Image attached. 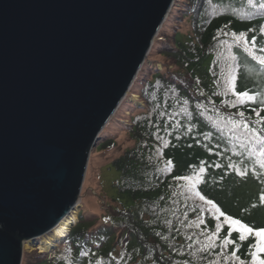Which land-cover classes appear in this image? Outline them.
I'll list each match as a JSON object with an SVG mask.
<instances>
[{
	"label": "trees",
	"instance_id": "16d2710c",
	"mask_svg": "<svg viewBox=\"0 0 264 264\" xmlns=\"http://www.w3.org/2000/svg\"><path fill=\"white\" fill-rule=\"evenodd\" d=\"M258 4L259 0L255 6L248 0H174L158 32L161 39L153 42L128 94L98 134L93 148L100 156L110 155L112 150L121 153L123 145L127 148L110 161L119 173L115 186L120 201H114L117 205L102 213L79 214L58 248L40 254L23 252L21 264L216 261L218 257L212 251L200 250L199 241L205 238L202 230L213 231L218 221L209 211L201 215V202L186 199V190L178 187L186 182L176 179L190 175L202 161L206 168L204 183L198 185L202 194L225 214L253 227L264 226V205L259 200L264 177L256 178L249 172L241 178L227 169L229 160L249 161L240 155L247 146L241 147L226 120L239 121L237 113L242 111L249 126H257L252 108L259 105L229 107L235 97L230 92L218 94L223 91L230 65L237 78V91H264L261 66L235 46L231 35H226L244 32L249 40L256 35L258 47L264 44V35L259 32L264 25V9ZM224 41L233 47L229 49ZM231 55L236 56L235 61ZM156 61L161 69L153 67ZM129 94L138 95L141 105L130 107L126 103ZM260 115L264 116V111ZM167 161L172 165L166 168ZM213 162L221 167L211 166ZM226 231L225 226L221 235ZM254 242L237 241L238 255L245 264H250L247 250ZM232 247L228 246L229 253ZM219 259L224 264L222 257Z\"/></svg>",
	"mask_w": 264,
	"mask_h": 264
},
{
	"label": "water",
	"instance_id": "95a60500",
	"mask_svg": "<svg viewBox=\"0 0 264 264\" xmlns=\"http://www.w3.org/2000/svg\"><path fill=\"white\" fill-rule=\"evenodd\" d=\"M173 2L0 0V264H21L24 242L77 207Z\"/></svg>",
	"mask_w": 264,
	"mask_h": 264
},
{
	"label": "snow or ice",
	"instance_id": "6c2138e0",
	"mask_svg": "<svg viewBox=\"0 0 264 264\" xmlns=\"http://www.w3.org/2000/svg\"><path fill=\"white\" fill-rule=\"evenodd\" d=\"M255 3L256 0H248L250 6H255ZM258 6L260 9H264V0H259ZM249 31H252V29H249ZM259 32L261 35H264V25L260 26ZM226 35H231L235 46L242 48L243 52L247 53L253 61L261 66V70L264 71V44L258 47L256 35H252L250 40L244 32ZM222 43L227 44L226 41ZM227 46L231 49L233 44H227ZM257 52L261 54L258 55ZM230 59L235 61L236 56L231 55ZM236 79L234 67L230 65L228 74L224 77L223 91L218 94L227 95L230 92L231 95L235 97L234 100L229 102V107H236V105L248 103L258 104V108H252V111L257 116L254 125L258 127L249 126L244 119V112L242 111H238L237 113V115L241 117L239 121L232 120L231 118L226 120V123L231 125L229 131L233 133V137L240 139L241 147L247 146L245 152L240 153V155L243 156L245 160L249 161L248 164H245L244 160H241L239 163H234L229 160L227 169L234 171L235 174L241 178L247 177L249 172L256 178L264 177V116L260 115V113L264 111V91L259 93H252L247 90L237 91ZM207 135L208 134H205L206 139ZM160 139L163 141L162 137H160ZM164 143L166 146L167 142ZM171 165L172 161H167L165 167L167 168ZM211 166L216 168L221 167L220 164L215 162H213ZM205 171V164L202 161L198 168L192 169L190 175L176 177V179L186 182L184 185L178 186L186 190V199L198 200L201 202L199 206L201 215L203 212L209 211L213 214L215 220L218 221L215 223L213 231L207 232L206 230H202L201 234L204 235L205 238L199 241L201 245L200 250L212 251L218 257L216 261H210V264H221L219 259L221 257L224 264H245V261L238 255L240 249L237 241L243 244L249 239H254L255 242L250 243L247 250L251 257L250 264H264V259L261 258V254H264V226L253 227L248 223L242 222L240 219L225 214L212 199L202 194L198 185L204 183L203 174ZM262 183H264V180H262ZM259 200L260 203L264 205V188L260 190ZM253 207H256V205H253ZM221 217H223L222 222H220ZM198 222L200 224L204 223L201 216H198ZM225 226L227 231L221 235ZM217 241H219L218 244ZM229 245L233 246L230 253L228 252ZM189 247H191V245H189ZM216 248H219L220 251H215Z\"/></svg>",
	"mask_w": 264,
	"mask_h": 264
},
{
	"label": "rangeland",
	"instance_id": "374dc122",
	"mask_svg": "<svg viewBox=\"0 0 264 264\" xmlns=\"http://www.w3.org/2000/svg\"><path fill=\"white\" fill-rule=\"evenodd\" d=\"M174 25L177 26V23H175ZM156 39L158 40L161 38L157 37ZM155 58L157 57H154V59ZM152 65L153 67L161 69V65L157 61L155 63H152ZM126 103L130 107H138L141 105V101H139L138 95L134 94H129V97L126 99ZM122 147L123 150H121V153L127 149H125L124 145ZM110 152V155L103 154L100 156L98 152L93 151V148L90 151L91 157L89 155L85 177L80 191L79 200H81V202H78V207L75 209L77 214H75V217L73 216V219L75 221H77V218L81 213H84L85 215L102 213L103 210L107 209L111 205L116 206L117 204L114 201H120V196L115 186V181L119 177V173L111 166L110 161L114 158H117L121 153H115V150H112ZM62 239V237L51 238L53 244L58 243L57 247L53 249L58 248L60 244H62ZM39 244H41L40 241L37 242V245H34V243L28 244L25 248L23 247V252L27 254H40L38 250Z\"/></svg>",
	"mask_w": 264,
	"mask_h": 264
},
{
	"label": "bare ground",
	"instance_id": "6f19581e",
	"mask_svg": "<svg viewBox=\"0 0 264 264\" xmlns=\"http://www.w3.org/2000/svg\"><path fill=\"white\" fill-rule=\"evenodd\" d=\"M77 207H78V204H77ZM75 209L65 219H63L62 222L57 224L49 233L43 235L41 238H39L37 240V242L40 241V243H41V244L38 245V250L40 252L49 251L54 246L58 245V243L57 244H53V241H51V238H53V237L66 238V235H68L71 227L77 222V221H75L73 219V216L75 217V214H77ZM49 235H51V236H49ZM49 237H51V238H49ZM37 242L35 243V242H31V241H26V242H24V248L28 244H33L34 243V245H37Z\"/></svg>",
	"mask_w": 264,
	"mask_h": 264
},
{
	"label": "clouds",
	"instance_id": "9594fccd",
	"mask_svg": "<svg viewBox=\"0 0 264 264\" xmlns=\"http://www.w3.org/2000/svg\"><path fill=\"white\" fill-rule=\"evenodd\" d=\"M78 202H81V200H79Z\"/></svg>",
	"mask_w": 264,
	"mask_h": 264
}]
</instances>
